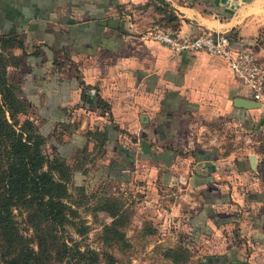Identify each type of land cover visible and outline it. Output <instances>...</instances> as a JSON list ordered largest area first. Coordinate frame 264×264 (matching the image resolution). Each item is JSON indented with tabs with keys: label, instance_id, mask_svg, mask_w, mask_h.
<instances>
[{
	"label": "crops",
	"instance_id": "0c3cea01",
	"mask_svg": "<svg viewBox=\"0 0 264 264\" xmlns=\"http://www.w3.org/2000/svg\"><path fill=\"white\" fill-rule=\"evenodd\" d=\"M147 1L0 0V32L20 35L26 52L20 87L41 122L52 128L58 120L69 122L72 158L85 152L93 156L88 165L106 172L119 167L131 176L145 163L160 182L164 177L168 186L197 193L192 214L209 209L198 236L202 262L264 264V186L254 151L264 103L233 104L235 97L251 99L250 90L223 57L174 52L147 37V23L164 15L153 8L156 0ZM164 2L178 19L177 33L234 34L237 46L264 63V0ZM109 17L119 19L117 27L104 22ZM87 129L103 133L101 148L94 138L83 139ZM227 134L243 142L224 149ZM239 206L248 224L240 223ZM232 222L241 226L243 241L229 236Z\"/></svg>",
	"mask_w": 264,
	"mask_h": 264
},
{
	"label": "trees",
	"instance_id": "16d2710c",
	"mask_svg": "<svg viewBox=\"0 0 264 264\" xmlns=\"http://www.w3.org/2000/svg\"><path fill=\"white\" fill-rule=\"evenodd\" d=\"M155 2L148 0L146 3H153L155 10L164 12L159 18L161 23L175 27L178 19L166 10L164 0ZM262 30L264 32V27ZM227 35L232 46L252 51L248 47L237 46L234 34ZM256 39L259 40V35ZM1 49L9 52L6 56L0 54V264H80L81 261L94 264L98 260V252L89 248L80 249L76 240L68 236L66 228L72 224L74 210L65 200V182L71 178L72 184L86 193L82 183L72 181L75 169L65 162L71 155L74 136L71 135L69 122L58 120L52 128L35 124L26 117L30 106L26 90L20 84L8 82L5 76L6 67L18 66L26 53L22 37L13 31L0 32ZM36 53V49L31 51L33 55ZM98 105L104 109L101 104ZM260 123L262 136L254 146V151L259 154L255 173L264 186V113ZM64 133L69 134L65 142L61 140ZM82 136L83 139L94 138L101 148L104 140L101 131L87 129ZM47 141L53 147L50 154L43 149ZM101 171L110 179L128 178V173L119 171V167L108 172ZM57 174L60 176L56 177ZM162 181L168 183L164 177ZM121 211L120 204L111 210L112 223L104 226L109 242L115 236L120 237L115 234L114 224L119 222ZM208 211L204 208L190 216V240H195L201 233L200 224ZM185 255L186 249L181 247L164 250V256L170 258L171 264H177L176 258H184Z\"/></svg>",
	"mask_w": 264,
	"mask_h": 264
},
{
	"label": "rangeland",
	"instance_id": "374dc122",
	"mask_svg": "<svg viewBox=\"0 0 264 264\" xmlns=\"http://www.w3.org/2000/svg\"><path fill=\"white\" fill-rule=\"evenodd\" d=\"M8 52L6 49L0 50L3 56ZM21 68V62L15 67H6L7 81L20 84ZM18 117L22 118L23 115ZM26 117L32 119L35 124L50 126L49 122H41L30 106ZM229 136L230 134H227L221 141L224 149L243 142ZM43 149L50 154L53 147L47 141ZM92 159L93 156L85 152H78L73 158L71 155L66 158L68 166L75 169L72 181L82 183L86 193L75 187L71 178L67 181L65 179V200L74 210L72 224L66 226L68 236L76 240L80 249L89 248L98 252V260L94 264H171L170 258L164 256V250L177 247L186 249L184 258H176L177 264H204L200 256V239L197 237L193 241L190 240L187 224L188 218L200 204L197 193L183 186H168L167 183L160 182L156 172L152 173V168L145 163H139L137 172L132 176L128 174L126 180L108 179L102 174L101 168L88 165V161ZM58 176L60 175L57 174L56 177ZM254 187L260 188L258 185ZM119 204L122 211L114 228L115 234L120 237L115 236L109 242L106 239L107 231L103 229L112 223L110 211ZM214 208L221 210L224 206L214 205ZM237 208L240 223L248 224L250 219L245 215V208ZM236 224L237 222H232V226L229 224V236L234 241H243L245 235L237 231L241 226L237 227ZM67 242L70 243L69 240ZM80 264L85 263L81 261Z\"/></svg>",
	"mask_w": 264,
	"mask_h": 264
},
{
	"label": "built area",
	"instance_id": "2783aa9c",
	"mask_svg": "<svg viewBox=\"0 0 264 264\" xmlns=\"http://www.w3.org/2000/svg\"><path fill=\"white\" fill-rule=\"evenodd\" d=\"M144 34L172 51L201 50L223 57L228 67L250 90L252 100L264 103V63L248 49L234 47L225 32L203 30L197 34H179L160 22L151 21Z\"/></svg>",
	"mask_w": 264,
	"mask_h": 264
},
{
	"label": "water",
	"instance_id": "95a60500",
	"mask_svg": "<svg viewBox=\"0 0 264 264\" xmlns=\"http://www.w3.org/2000/svg\"><path fill=\"white\" fill-rule=\"evenodd\" d=\"M104 22H106L109 26L117 27L119 19L115 18V17H109ZM233 104L235 106L244 107V108H246V107H259L260 106V102H258L256 100H252L250 98H243V97H235L233 99ZM249 158H250V162H251L252 167H255V164H256L255 155L250 154Z\"/></svg>",
	"mask_w": 264,
	"mask_h": 264
}]
</instances>
